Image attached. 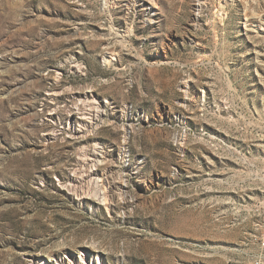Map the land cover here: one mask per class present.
<instances>
[{
	"label": "rangeland",
	"instance_id": "374dc122",
	"mask_svg": "<svg viewBox=\"0 0 264 264\" xmlns=\"http://www.w3.org/2000/svg\"><path fill=\"white\" fill-rule=\"evenodd\" d=\"M71 107L98 127L45 141ZM93 168L109 208L64 186ZM263 242L264 0H0V264H253Z\"/></svg>",
	"mask_w": 264,
	"mask_h": 264
},
{
	"label": "bare ground",
	"instance_id": "6f19581e",
	"mask_svg": "<svg viewBox=\"0 0 264 264\" xmlns=\"http://www.w3.org/2000/svg\"><path fill=\"white\" fill-rule=\"evenodd\" d=\"M146 11L150 15L154 14L152 8H150L149 6L146 8ZM90 98H93V96H91ZM86 99H89V97H86ZM88 103H89V106H90V104L92 105L93 99H92V103H90L89 101H88ZM104 104H108V103H104ZM100 112L95 110L94 113L95 114L97 113L96 115L93 114L92 111H89V113L87 112V125H86L87 135L84 131H77L78 135H79V137H78L79 139H85L86 137H88L89 131L91 129L98 127L99 124L97 122H99V119L103 116ZM83 119H85V118H83ZM48 127H49L48 125H42V128L44 130L48 129ZM44 136L48 137V133H45ZM92 156L94 157L92 159V161L98 164L100 162L99 158L101 157V155H99L98 152L97 153L93 152ZM102 175L103 174L100 173L98 169L93 168L87 174L86 173L84 175L82 174L81 177H79L77 175H72L70 177L68 183L64 186L66 187V189H68V191L70 192V195L75 196L78 201H84V200L92 201L93 206L95 205V206L99 207V206L104 205L105 207L109 208L111 201L109 199L107 189L102 185V181H101ZM89 185L90 186L91 185L96 186V188L93 186L95 188V192L93 193L94 196H92V197L90 196V194L86 193L87 191L86 192L84 191V189ZM77 197H79V199ZM70 258L71 257L68 254H66V255H64V259L62 258L60 263L65 264V260H68L71 264H75L73 261H75L77 264H80V263L81 264H103V259L100 257V255H97L96 259H92L91 257L87 256V250L81 251V257L78 260H77V258L76 259H70ZM53 261H54V259L50 260L49 262L43 261L41 264H52Z\"/></svg>",
	"mask_w": 264,
	"mask_h": 264
},
{
	"label": "built area",
	"instance_id": "2783aa9c",
	"mask_svg": "<svg viewBox=\"0 0 264 264\" xmlns=\"http://www.w3.org/2000/svg\"><path fill=\"white\" fill-rule=\"evenodd\" d=\"M69 113H67L64 116H60V115H56L55 113L53 114H49V117H47L46 119H42L41 122L44 125H48L46 124L47 122L50 123L52 126V130L46 132L48 133V137L45 138L43 137V139L47 142H54L57 141L59 139H64V138H68V139H72V138H77L78 139V132L77 131H84L87 135V116L85 117L83 115V113H80V111L75 108V107H71L70 110H68ZM126 111L132 112L133 111V106H126ZM85 118V119H83ZM92 131V129H91ZM132 136V130L126 129L124 131V136H123V148H122V152L123 154L126 156L124 160L129 159V152H128V144H129V140ZM123 160V161H124ZM73 174V173H72ZM263 248H264V242H263ZM253 264H264V257H260L259 260L255 261Z\"/></svg>",
	"mask_w": 264,
	"mask_h": 264
}]
</instances>
